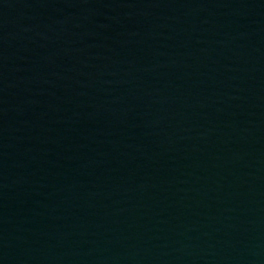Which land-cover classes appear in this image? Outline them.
Returning <instances> with one entry per match:
<instances>
[{
	"label": "water",
	"instance_id": "water-1",
	"mask_svg": "<svg viewBox=\"0 0 264 264\" xmlns=\"http://www.w3.org/2000/svg\"><path fill=\"white\" fill-rule=\"evenodd\" d=\"M0 264H264V0H0Z\"/></svg>",
	"mask_w": 264,
	"mask_h": 264
}]
</instances>
